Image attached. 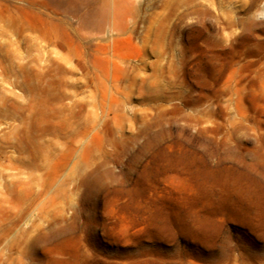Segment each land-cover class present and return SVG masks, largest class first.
Here are the masks:
<instances>
[{"label": "rangeland", "instance_id": "374dc122", "mask_svg": "<svg viewBox=\"0 0 264 264\" xmlns=\"http://www.w3.org/2000/svg\"><path fill=\"white\" fill-rule=\"evenodd\" d=\"M0 264H264V0H0Z\"/></svg>", "mask_w": 264, "mask_h": 264}]
</instances>
